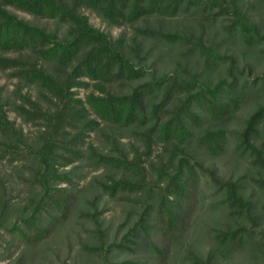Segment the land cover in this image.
Returning <instances> with one entry per match:
<instances>
[{
    "label": "trees",
    "instance_id": "trees-1",
    "mask_svg": "<svg viewBox=\"0 0 264 264\" xmlns=\"http://www.w3.org/2000/svg\"><path fill=\"white\" fill-rule=\"evenodd\" d=\"M191 6H202L204 14L225 19L223 28L230 38L264 55V30L250 20L243 8L228 0H0V69L18 81L16 98L6 96L0 84V160L31 161L29 179L39 187L40 195L26 206L28 213L17 216L12 228L28 242L44 237L46 230L41 224L46 212L59 210L64 214L68 209L69 189L59 184L71 182V170L60 167L85 154L95 166H111L121 172L119 177L108 176L99 181L107 194L149 196L137 199L141 210L121 236L105 246L87 248L99 254L102 264H168L173 243L185 225L181 219L182 202L189 187L199 182L200 171L205 170L188 152L190 140L196 139L205 156L216 159L229 143L226 127L208 128L195 134L197 129L204 118L234 117L240 101L256 92L253 88L264 90V73L252 79L251 66H239L234 55L219 53L201 38L194 40L183 34L138 28L147 36L149 32L156 34L154 37L159 40L186 43L199 51L207 64L225 62L228 71V77L217 80L198 74L164 72L140 81L148 69L137 47L127 46L120 38L93 25L82 8L92 9L111 25H134L152 15L175 16ZM10 7L56 20L65 30H49L19 16ZM131 48L134 54L129 53ZM90 82L93 89L85 98L80 97L77 89ZM134 82L129 91H113L116 83ZM23 86L37 87L38 98L23 92ZM151 93H158L161 98L149 108L145 97ZM173 99L175 105L168 107ZM8 108L24 121L39 126L34 139L29 140L10 118ZM103 122L133 129L140 144L132 145L131 155L118 147L116 154L102 153L88 139L92 131L101 129ZM261 126L264 127V102L246 119L236 149L264 170ZM157 142L163 144L169 158L155 169L156 180H150L146 162ZM209 172L214 185L223 191L221 203L237 220L246 217L248 222L237 221L234 226L218 229L212 237V246L205 252L194 244L185 247L175 264H226L232 250L248 244L255 235L254 227L260 216L256 215V204L245 195L241 182L221 179L214 170ZM255 181L264 188L263 177ZM6 187L5 179L0 177L1 204ZM161 239L172 244L161 243ZM110 250L133 255L114 260ZM257 252L263 253L264 247L254 253Z\"/></svg>",
    "mask_w": 264,
    "mask_h": 264
},
{
    "label": "rangeland",
    "instance_id": "rangeland-1",
    "mask_svg": "<svg viewBox=\"0 0 264 264\" xmlns=\"http://www.w3.org/2000/svg\"><path fill=\"white\" fill-rule=\"evenodd\" d=\"M235 2L243 8L250 20L264 30V0H228ZM19 16L30 20L49 30H60L56 20L38 17L28 12L10 7ZM90 21L96 27L109 32L114 38H120L127 46L137 47L143 58V65L148 73L140 81L148 80L164 72L178 73L182 76L198 74L210 80L228 77L227 64L218 62L209 65L199 51H194L186 43H171L166 38L157 39L156 34L149 32V36L138 28H146L156 32H173L183 34L190 39L201 38L203 42L216 48L221 54H232L236 57L239 66H251L250 77L259 78L264 73V55L256 53L240 40L230 38L223 28L225 19L214 18L203 13L202 6H191L175 16L152 15L142 18L134 25H111L103 20L95 11L83 7ZM188 42V41H187ZM136 49V48H135ZM130 54H134L131 48ZM247 67V66H246ZM0 84L6 96L16 98L15 89L18 86L16 78H11L7 72L0 69ZM136 84H114L113 91H129L130 86ZM23 92H30L38 98L39 91L35 86H23ZM93 89L92 82L88 86L79 87L78 95L85 98ZM239 103L234 117L229 120H215L204 118L203 124L195 134H200L208 128L224 126L229 135V143L216 159L205 156L203 148L198 147L196 139L189 142L188 152L192 157L202 163L204 171H200L199 182L189 187L188 195L182 202V227L178 240L174 241L171 248L172 257L168 264H175L180 251L194 244L199 251L205 252L212 246V237L218 229L236 225L237 221L247 224L246 217L239 220L222 203L223 191L214 185L210 179L211 170L221 179L238 180L243 186L245 195L256 204V215L260 216L253 239L246 245L232 250V255L226 264H263L264 252L254 253L264 247V188L255 179L264 178V170L256 167L248 155L236 149L240 132L245 127V121L250 113L264 102V90L254 89ZM158 93H151L145 97V105L150 108L151 103L160 100ZM171 100L168 107L175 105ZM9 116L16 125L23 129L26 137L32 140L37 135L38 125L24 121L11 108ZM261 130L264 127L261 126ZM116 140L113 143L111 138ZM102 153L116 154L117 147L124 152L131 153L133 144H140L133 129L119 128L102 123L101 129L92 131L88 137ZM169 152L164 149L161 142L152 147V153L146 165L149 170L148 178L156 180V168L166 164ZM195 160L192 159L194 162ZM29 159H20L12 163L0 160V177L5 179L3 203H0V264H102L101 257L87 246H105L123 234L127 227L136 219L141 205L137 199L149 198L146 193L127 195L119 192L111 196L104 192L99 181L108 176H121V172L111 166H95L85 154L62 170H71V182H61L59 186L69 189V206L64 214L59 210L46 212L42 224L46 233L37 242H28L24 236L13 229L17 216L28 213L26 209L29 202L40 195L39 187L30 181ZM1 194V191H0ZM147 201V200H146ZM150 202V201H149ZM4 207V208H3ZM20 224V221H18ZM102 230V233L100 232ZM168 243V240H160ZM139 251V250H137ZM110 257L114 260L131 256V252L110 250ZM224 258V257H223Z\"/></svg>",
    "mask_w": 264,
    "mask_h": 264
}]
</instances>
